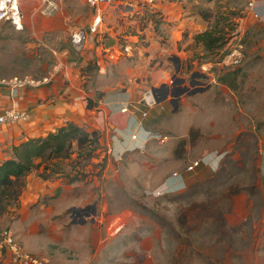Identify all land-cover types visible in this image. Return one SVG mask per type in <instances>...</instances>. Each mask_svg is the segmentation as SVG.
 Listing matches in <instances>:
<instances>
[{
	"label": "rangeland",
	"instance_id": "374dc122",
	"mask_svg": "<svg viewBox=\"0 0 264 264\" xmlns=\"http://www.w3.org/2000/svg\"><path fill=\"white\" fill-rule=\"evenodd\" d=\"M20 3L23 31L0 21L1 81L41 80L55 74L62 60L65 66L76 63L82 87L95 91L94 99L103 96L97 90L102 86L118 93L132 87L151 102V86L144 84L143 76L149 64L136 57L133 68L128 61L100 80L96 59L84 63L83 56L92 49L86 45L77 54L71 34L77 27L89 33L90 21L100 12L102 31L89 33L88 38L97 46L125 47L129 37L139 38L138 43L135 39L130 43L139 45L145 38L139 31L148 25L167 45L174 22L165 20V11L196 25V32L183 33L179 52L166 51L180 59L178 77L189 85L193 74H204L208 79L203 82L211 88L191 99L185 95L178 114L142 117L148 118L156 134L120 161L108 154L105 143L90 159L76 151L69 159L49 165L52 171H34L23 194L0 218V231H13L14 222L40 205L53 208L43 212L42 219L65 224L73 207L95 206V215L89 218L95 222L89 225L90 243L83 250L88 251L90 264L96 255L104 258L107 247L111 255L106 264H264V29L250 19L241 22L247 0H112L98 8L87 0H62L61 9L51 16L37 12L38 0ZM213 28L229 32L228 41L241 31L245 45L241 66L226 68L222 53L209 54L195 43L197 33ZM160 64L166 67L164 61ZM168 68L171 86L175 68L173 64ZM219 151L226 153L222 165L187 171L206 152ZM175 173L187 182L178 194L165 189Z\"/></svg>",
	"mask_w": 264,
	"mask_h": 264
},
{
	"label": "crops",
	"instance_id": "0c3cea01",
	"mask_svg": "<svg viewBox=\"0 0 264 264\" xmlns=\"http://www.w3.org/2000/svg\"><path fill=\"white\" fill-rule=\"evenodd\" d=\"M147 1L149 3L155 2V0ZM131 8L130 6L128 9ZM256 11L260 14L259 19L253 18L246 6L244 18L240 20L241 22H245V20L250 19V21L259 22L264 29V0H257ZM138 14L143 15L144 13ZM164 17L166 21L174 22L171 29L172 37L167 45L159 42L160 37L155 32L154 27L148 25L145 27V31H139V34L143 35V38L145 37L142 40L144 44L131 45L132 39H135L138 43L139 38L129 37L130 42L128 45L120 48L116 43L113 45L110 44L111 46L107 44L97 46L95 42L88 40L89 33L90 35H94L97 31L99 33L101 27H103L101 24V13L97 12L90 21L89 33L84 27H77L75 29H81L87 33V42L83 50L79 53L84 51L86 45H88V49L89 47L92 49L89 54L83 56L86 57L84 63L92 58L96 59L94 61L100 67L98 71L100 80L109 75L113 67L123 68L128 61L133 62L129 65L130 69L133 68L132 66L135 64L134 58L138 57L141 61H144V64H149L150 67L149 70L143 74V76H145L144 84H150L151 90L153 88H158L157 86H169L168 77L170 69L168 67L170 64H173L175 68L172 59L177 58L179 62L180 59L177 56H167L166 51L179 52V43H181L183 39V33L187 30L196 32V25L194 22H189L178 13L174 16H169V14H165L164 11ZM97 18H100L101 22L97 26L96 32L93 33L91 29L95 26ZM135 25L133 27H135ZM75 30H73V32ZM104 57L107 60H105ZM164 57H166V60H164ZM162 61H164V65L166 66H163L164 68H162V64H160ZM75 64L76 63H72L71 65L65 66L63 61L60 60L55 74L41 79H49L48 84L35 88L27 87L19 89L16 97L13 96V92L8 85L0 84V112L6 108L15 106L30 114V120L24 124L0 128V163L13 157V148L15 146H19L32 138L46 137L50 132L64 127L68 122H73L83 127L88 132H98L100 134V147L107 143L108 154L110 153V155H112L111 152L114 151V153L119 152L124 156L128 152L136 151L141 146H146L153 139V134H156L151 132V130L154 129L151 127L152 123L148 122V118L143 119L142 117H152V119H154L153 117L158 118L160 115L164 117L166 113L169 115L178 114L174 112V108L170 104V98L162 104L149 105V100L142 95L143 93L132 87L118 93L112 90L108 92V90L102 86L97 90L102 93H99V95L103 96L94 99L93 96L95 91L91 90L87 92L83 89L82 85L84 82L81 80L80 71L75 68ZM160 67L162 69H160ZM184 97L185 96L181 97L179 105L184 101ZM191 97L194 96H187L188 99H191ZM89 99L94 102L93 107L90 109L87 108L89 104L87 100ZM125 108L128 110L123 112L122 110ZM142 111H146L147 113H143ZM135 134L139 137L138 142L132 140V136ZM162 138H164V140L166 139L164 135ZM217 154L223 155V158L220 159L217 166L222 165L226 153L222 151L213 153L206 152L201 157L203 161H206L203 163V167L208 169L214 167L212 165H216V163L210 161V159ZM112 157L114 158V155H112ZM166 182L167 185L165 188L168 190L176 188L177 191L174 193L177 194L182 193L187 188L185 187L187 182L184 179L181 180L169 177ZM73 209L78 208L73 207L70 210L72 212L70 221L65 224L62 221H49V218L42 219L44 216L43 214H45L43 212H52L53 208L52 206L51 208H47L45 205H40V207H37L32 212L31 210H27L25 213L26 215H24L19 222H14L12 225L13 232H15L17 239L25 250L40 257L50 258L53 264H90L89 253L86 250V252L83 253V250L84 245L89 246L90 243L89 225H94L95 222H89V219H87L84 224L74 225L72 218ZM51 232L54 233V236L51 235ZM115 233H117V236L120 234L118 230ZM50 235L53 237L52 239L49 237ZM84 241L86 242L85 244ZM108 248L109 247H107V250ZM107 250L103 249L102 257L104 258L102 259H98L96 255V260H93V264H106L105 261L107 257L111 255L108 254ZM110 261H114V259ZM1 264L10 263L5 261ZM113 264H115V262H113Z\"/></svg>",
	"mask_w": 264,
	"mask_h": 264
},
{
	"label": "built area",
	"instance_id": "2783aa9c",
	"mask_svg": "<svg viewBox=\"0 0 264 264\" xmlns=\"http://www.w3.org/2000/svg\"><path fill=\"white\" fill-rule=\"evenodd\" d=\"M40 1V7L37 9V12L42 16H51L56 14L61 9L62 0H38ZM112 0H88V3L93 8H98L103 4H110ZM21 0H0V21L9 23L17 31L24 30V19L25 14L21 7ZM257 0H248L247 10L252 14L253 18L259 19L260 14L256 11ZM101 22L100 18H97L95 21V26L91 29V32H96L97 26ZM243 34L241 31L235 33L222 53L221 64L226 68H235L241 66L245 59V45ZM87 42V33L84 30H75L71 34V46L73 50L77 53L81 52L84 48L85 43ZM49 79L44 80H35L29 77L22 79L13 78L9 81L3 80L0 81L2 85H8L13 92V96H17L18 90L27 87H40L45 84H48ZM154 99V98H153ZM155 105V99L149 102V105ZM128 109L125 108L122 111L125 112ZM145 116V115H144ZM30 120V114L27 111L20 110L15 106L6 108L0 112V128L6 126H16L19 124H24ZM151 138V137H149ZM132 140L138 142L139 137L137 134L132 136ZM114 159L120 161L123 157L122 153H114ZM223 158V155H214L211 157L210 161H214L216 167L220 159ZM204 160H197L190 164L187 168L188 172H195L199 168ZM172 178L174 179H183L182 174L175 173ZM166 189V188H165ZM164 189V190H165ZM171 193L177 191L176 188L169 189ZM9 262L10 264H52L48 258L37 256L33 253L28 252L20 244L19 240L16 237V234L9 229H4L0 231V264L3 262Z\"/></svg>",
	"mask_w": 264,
	"mask_h": 264
},
{
	"label": "trees",
	"instance_id": "16d2710c",
	"mask_svg": "<svg viewBox=\"0 0 264 264\" xmlns=\"http://www.w3.org/2000/svg\"><path fill=\"white\" fill-rule=\"evenodd\" d=\"M228 35L229 32L224 29L213 28L197 34L194 40L207 53L220 55L228 44ZM87 102V108H92L94 102L90 99ZM98 149L100 134L88 132L73 122L50 132L46 137L32 138L15 146L13 157L0 163V218L12 205V200L17 201L23 194L27 179L34 171L41 168L52 171L49 165L69 159L76 151L79 157L90 159ZM41 178L47 180L48 176L42 175Z\"/></svg>",
	"mask_w": 264,
	"mask_h": 264
},
{
	"label": "water",
	"instance_id": "95a60500",
	"mask_svg": "<svg viewBox=\"0 0 264 264\" xmlns=\"http://www.w3.org/2000/svg\"><path fill=\"white\" fill-rule=\"evenodd\" d=\"M120 9V8H119ZM118 9V10H119ZM172 62L175 64V76L172 78V85H164L160 88H153L151 90L156 104H162L170 98V104L174 108V112L177 111L179 107V101L181 97L194 96L197 94H202L208 91L211 86L207 85L204 80H207L208 77L204 74L195 73L192 76V80L187 85V80L179 78L178 74L180 72V62L177 58H173ZM92 209L93 214H89L88 211ZM96 207H86L73 209V224H84L87 219L95 215Z\"/></svg>",
	"mask_w": 264,
	"mask_h": 264
},
{
	"label": "flooded vegetation",
	"instance_id": "af4514ba",
	"mask_svg": "<svg viewBox=\"0 0 264 264\" xmlns=\"http://www.w3.org/2000/svg\"><path fill=\"white\" fill-rule=\"evenodd\" d=\"M88 213L92 215V214H93L92 209H90V210L88 211Z\"/></svg>",
	"mask_w": 264,
	"mask_h": 264
}]
</instances>
